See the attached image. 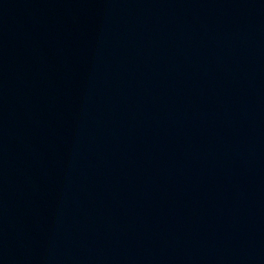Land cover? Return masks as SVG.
Here are the masks:
<instances>
[{
	"label": "water",
	"instance_id": "1",
	"mask_svg": "<svg viewBox=\"0 0 264 264\" xmlns=\"http://www.w3.org/2000/svg\"><path fill=\"white\" fill-rule=\"evenodd\" d=\"M0 264H264V0H0Z\"/></svg>",
	"mask_w": 264,
	"mask_h": 264
}]
</instances>
